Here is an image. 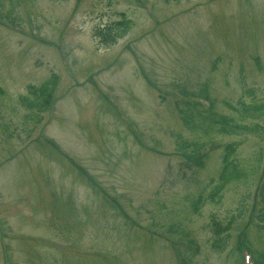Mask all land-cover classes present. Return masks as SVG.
<instances>
[{
	"label": "rangeland",
	"instance_id": "obj_1",
	"mask_svg": "<svg viewBox=\"0 0 264 264\" xmlns=\"http://www.w3.org/2000/svg\"><path fill=\"white\" fill-rule=\"evenodd\" d=\"M239 101H264V0H0V264H264V118L193 128ZM231 143L247 175L212 201Z\"/></svg>",
	"mask_w": 264,
	"mask_h": 264
},
{
	"label": "trees",
	"instance_id": "obj_2",
	"mask_svg": "<svg viewBox=\"0 0 264 264\" xmlns=\"http://www.w3.org/2000/svg\"><path fill=\"white\" fill-rule=\"evenodd\" d=\"M128 29L129 22L120 21L114 23L112 26L105 27L102 32L108 37L110 43H114L116 39L121 38ZM29 90L34 97V102L31 104V108L40 111L42 107L49 102L52 85L46 82L38 88L29 86ZM228 109L230 111L229 115H209L213 118H210L204 129H201V126H198L197 130L202 131L204 135L208 134V132H214L218 135L225 136L255 134L254 127H249L244 124L245 120L248 118L253 120L264 117V102L245 103L239 101L235 107L228 106ZM186 114L189 118V113L184 112V115ZM237 147L238 143H231L224 148L219 178L210 195L212 201L220 198L221 192L227 185L232 182H238L239 180L244 179L247 175L234 158ZM230 223L224 228L226 231L228 230ZM226 243L225 239L216 237L213 246L214 251H223L226 247Z\"/></svg>",
	"mask_w": 264,
	"mask_h": 264
}]
</instances>
